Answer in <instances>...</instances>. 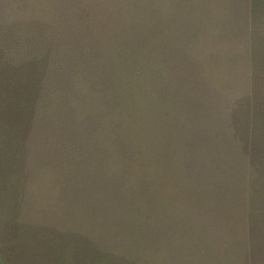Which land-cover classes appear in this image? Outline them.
I'll list each match as a JSON object with an SVG mask.
<instances>
[{
    "label": "trees",
    "instance_id": "obj_1",
    "mask_svg": "<svg viewBox=\"0 0 264 264\" xmlns=\"http://www.w3.org/2000/svg\"><path fill=\"white\" fill-rule=\"evenodd\" d=\"M132 1L96 0L86 6L89 19H82L69 13L73 5L69 0H0V205L16 220L18 238L26 251L27 259L23 258V261L26 259L23 263H168L165 259L160 260L162 255L158 253L165 244L149 240L153 234L160 235L162 228L145 232L138 225L133 238L128 237L132 246L123 244L116 250L107 248L84 229L60 231L18 223L29 183L31 142L41 124L40 111L55 107L58 110L63 106L75 113L79 111L70 105L74 98H68V94L77 90L76 85L82 83L80 78L84 73L90 79L95 77L94 69L103 67L104 71L108 58L114 65L111 102L115 114L130 116L128 123L118 127V130L123 129L120 138L135 156L124 155L123 164L115 171L120 181L126 184L128 179L139 183L146 176L145 173H138L141 158H146L141 148L155 146L156 149L148 152L170 160L171 156L167 154L172 151V143L185 150L191 148L188 145H193L183 142L182 133L170 125L169 108L163 110L157 105L161 113L149 108L161 97L173 107L179 94L185 95V108L193 104L192 98H187L192 96L190 80L179 83L188 59L180 61L178 58L182 54L189 57L188 50L180 48L184 44L182 42L200 34L203 25L198 19L174 15V12L183 15L190 11L189 5L180 3L171 12L169 5H161L156 0ZM247 7L249 80L245 91L233 101L230 116L227 117L226 133L231 134L234 149L226 142L224 147L216 144L211 148H215L217 155H228L233 161L240 162L245 181L243 187L230 177L224 179L227 175L204 155L195 167L187 166L177 172L184 174L187 183L193 185L191 191L183 184L179 192L183 202L177 195V206H160V188L166 185L150 177L148 180L152 182L146 184V191H138L136 196L131 193V185L124 193L117 192L116 201L126 206L121 211L115 210L112 215L116 220L132 221L130 217L135 214L129 206L136 208L134 203L138 204L137 198L144 199L137 211L144 204L142 211H152L155 207L165 209V212L169 209L168 213H185L205 204L221 213L219 216L225 221L231 236L230 242L228 238L225 241L230 245L233 235H238L233 219L235 215L240 219L238 197L244 193L241 204H246L243 212L245 251L229 250V255L235 256L234 264H264V0H248ZM197 88H200L199 84ZM152 89L154 93L150 96ZM174 90L176 93H172ZM214 98L212 107L216 109L221 101L219 97ZM147 114H167V118L156 116L149 120ZM69 136L77 135L70 130ZM82 137L83 133L77 136L79 139ZM160 139L169 142L168 145L160 143ZM145 142L151 144L144 147ZM77 148L75 151H78ZM195 156L199 159L197 154ZM163 169L166 174H174L172 166ZM206 171L209 172L207 179H199ZM235 175V172L228 174ZM114 193L115 186L111 184L113 201ZM119 196L122 198L117 200ZM7 218V223L13 224L9 215ZM146 223L145 226L149 224L148 221ZM187 235V230H183L179 238L181 241L185 239L182 257L187 259V264L212 260L216 251L209 242Z\"/></svg>",
    "mask_w": 264,
    "mask_h": 264
},
{
    "label": "rangeland",
    "instance_id": "obj_2",
    "mask_svg": "<svg viewBox=\"0 0 264 264\" xmlns=\"http://www.w3.org/2000/svg\"><path fill=\"white\" fill-rule=\"evenodd\" d=\"M69 1L73 4L69 8L72 16L89 19L90 13L86 6L96 0H75V3L73 0ZM126 1L133 2L122 0V3ZM156 1L161 5H169L171 12L180 3L189 5L190 11L183 15L174 12V15L186 19H198L197 21L203 25L200 34L182 42L184 44L180 48L182 51L188 50L186 53L189 57L182 54L178 58L180 61L188 59L179 83L190 80L192 96L188 95L187 98H192L193 104L185 108L183 104L185 95L179 94L178 102L173 107L161 97L158 103L149 108L160 113L161 110L157 109V105L163 110L169 108L170 125L175 126L179 133H182L183 142L193 145H188L191 148L185 150L178 144L172 143V151L167 154L171 159L168 160L163 156L158 157L156 153L148 152L156 147L149 146L150 142H145L144 147H149L141 148L142 155L146 158L144 159V156L141 158L138 173H145L146 176L142 177L139 183L128 179L126 184L120 181L115 171L123 164L124 155L130 158L135 156L133 150L120 138L123 129L118 130V127L128 123L130 116L115 114L111 102L114 65L108 58V65L104 66V71L103 67L94 69L95 77L90 79H87L84 73L80 78L82 83L76 85L77 90L68 94V98H74L70 105L79 111L75 113L71 108L66 109L64 106L58 110L55 107L40 111L41 124L36 137L31 142L29 183L18 223L42 228L52 227L60 231L84 229L88 233L91 232L92 236L98 238L107 248L116 250L123 244L132 246L128 237L133 238L138 225L141 227L139 229L145 232L162 228L160 235L153 234L149 240L165 244L164 249L159 250L158 253L162 255L160 260L165 259L169 264H187V259L182 257L185 239L182 241L179 239L182 237V231L187 230L190 238L194 235L200 241L209 242L216 251L215 256L211 257L212 260L203 262L198 260L195 264H234L235 256L229 255V250L238 253L245 251L246 223L243 212L246 204H241L244 193L239 194L238 197L237 212L240 213V219L237 215L233 219L238 235H233L234 240L230 245L225 241L228 238L230 242L231 236L227 232L225 221L219 216L221 213L215 212L214 208L210 206L208 208L205 204H200L185 213L183 211L168 213L169 209L165 212V209L160 210L155 207L152 211H142V207L145 206L142 204L138 212L137 207L144 199L137 198L138 204L134 203L136 208L129 206L130 211L135 214L130 217L132 221L116 220L112 215L115 210L121 211L126 206L116 201V193H124L131 185V193L136 196L138 191H146V184L152 182L148 180L150 177L166 185L160 188V206L170 207V204L177 206V195H180V201L183 202L182 195L179 194L183 184L188 190L190 188L191 191L193 190V185L187 183L186 176L177 172L187 166L195 167L200 159L203 160L204 155L209 160H213L212 165L219 166L227 175L224 179L230 177L241 187L245 183L240 162L233 161L228 155L226 157L224 154L217 155L214 152L215 148H211L216 144L224 147V142L229 143L230 147L233 145L231 134L226 133L229 123L227 117L230 116L233 101L237 95L245 91L249 80L248 0ZM194 56L195 58L191 59ZM102 74L103 79H101ZM85 79L87 80L84 81ZM104 79L107 80L103 81ZM152 92L154 93L153 89L149 91L150 96ZM170 93L169 96L173 99ZM172 93H176V90ZM214 96L219 97L221 101L216 109L212 107ZM145 100L146 98L143 101ZM156 116L167 118V114H147L148 119ZM70 130L77 136L83 133L84 137L70 138ZM159 142L167 145L169 143L164 139H160ZM76 147L78 151H75ZM170 166L175 170H172L173 175L166 174L163 169ZM232 172L236 175L228 176ZM203 173L204 176L199 179L206 180L209 172ZM143 183L145 184L141 185ZM111 184L115 186V196L112 195L115 203L111 198ZM201 186L203 187V184ZM141 212L149 214L144 216L140 214ZM7 215L10 216L13 224L7 223ZM146 221L149 224L145 226ZM16 224L13 215L0 205L2 264H29L23 263L27 259L26 251L22 249ZM23 258L26 259L23 261Z\"/></svg>",
    "mask_w": 264,
    "mask_h": 264
}]
</instances>
